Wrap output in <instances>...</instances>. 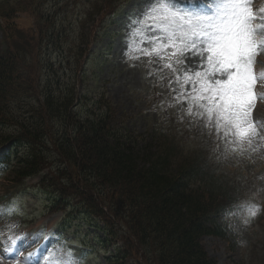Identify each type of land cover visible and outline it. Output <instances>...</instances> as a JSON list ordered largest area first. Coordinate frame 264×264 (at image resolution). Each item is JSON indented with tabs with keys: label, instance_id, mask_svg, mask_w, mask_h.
<instances>
[{
	"label": "trees",
	"instance_id": "obj_1",
	"mask_svg": "<svg viewBox=\"0 0 264 264\" xmlns=\"http://www.w3.org/2000/svg\"><path fill=\"white\" fill-rule=\"evenodd\" d=\"M46 2L29 1L27 9H11V13L28 11L34 17L32 37L28 40L38 39L41 43L46 40V46L40 47L42 52L51 46L56 50L57 59L53 60L49 51L51 57L45 64L56 69V61L59 71L65 62L76 66L78 71L88 46L102 37V30L112 23L116 14H108L116 0H89L85 17H77L75 26L68 21L72 25L70 31H66V26L56 28V18L43 9ZM11 17L9 13L1 16L8 20ZM95 20L100 30L92 38ZM13 25L2 27L0 22L3 33L0 147H9L3 158L7 162L12 157L9 161L15 168L11 180L41 175V183L48 186L42 188L54 202L63 199L62 191L52 195L49 187L55 188L62 178L71 179L75 189H85L90 211L84 214L88 222L98 226L104 221L101 227L104 236L99 241L105 249L107 264H216L201 243V237L215 234L233 243L226 232L231 221L218 223L217 217L229 212L235 205L231 203L232 198L240 193L239 188L229 185L228 173L217 174L211 169L214 153L221 152L216 143L200 137L192 141L185 139L181 145L175 140V133L182 129L173 120L169 121L172 124L169 131L162 136L164 142L152 133L146 140L134 136V143L125 145V134L129 133L130 138L133 135L124 127L115 131L108 122L111 117L121 120V115L116 114L120 111L110 100L102 96L104 111L90 107L85 114H80L76 110V101L81 99L76 75L63 96L62 92L55 94V90L46 89L42 98L39 97L38 107L30 108L28 104L32 100L28 97L23 103H8L12 97L7 92V84L16 63L12 59L16 54L9 45L11 32L8 30ZM52 31L57 32V38L50 42ZM29 50L22 56L23 60ZM39 62V57L32 59V74L36 73ZM50 119L60 122L61 131L45 139L42 133L46 135L50 131L46 129ZM16 120L22 123H15ZM173 147L186 149L188 155L185 163L177 168L170 167V160L176 157ZM44 167L48 169L46 174ZM74 167L78 168L77 174ZM110 248L113 249L106 255Z\"/></svg>",
	"mask_w": 264,
	"mask_h": 264
},
{
	"label": "rangeland",
	"instance_id": "obj_2",
	"mask_svg": "<svg viewBox=\"0 0 264 264\" xmlns=\"http://www.w3.org/2000/svg\"><path fill=\"white\" fill-rule=\"evenodd\" d=\"M29 1L36 4L44 0H0V22L2 27L14 24L11 30H8L9 33L11 32L9 45L13 53L16 54V56H12V59H16V63L13 64V70L10 71L7 84V92L12 97L8 103L12 105H16L18 102L23 103L22 100L28 97L32 100L31 104H28L30 108L38 107L39 97L42 98L46 89L55 90V94L62 92L63 96V93L68 92V89H64L73 83V77L76 75L77 92L81 94V99L76 101V110L80 114H85L90 107L95 111H104L102 96L110 100L113 107L120 111L116 114L121 115V120L111 117L108 122L112 124L115 131L118 132L124 127L133 135L130 138L129 133L125 134L126 137L123 140L125 145L134 143V136L138 140H146L151 137L149 136L151 133H159L168 128L169 124H166L167 111L154 108L152 104L168 105V99L174 97H168L171 86L179 91V85L174 79L175 74L168 69H163V62L156 56L150 58L140 55L138 59L129 58L130 55L138 54L128 53L126 45L128 26H125L124 23L128 21V15L125 14V11L128 10L131 15L137 13L143 6L144 0H128L124 4L123 0H116L113 3L112 13L123 4L121 12L113 18L115 23L109 25L103 36L88 46L85 56L80 59L78 71H76V66L65 62L62 69L57 71L60 65L56 61L54 62L56 69H52L45 64V60L51 57L49 51H52V59H57V52L53 46L42 52L40 47L46 46V40L42 43L38 39L28 40L32 37L34 17L28 11H18L12 14L11 9H27L26 6ZM46 1L43 6L45 13L56 18V28L66 26V31H70L72 27V25H68V21L73 22L74 26L77 25V17L84 18V12L90 6L89 0ZM250 6L254 12L260 13L261 10H264V0H250ZM30 8L34 10L32 7ZM3 13H9L12 17L9 20L1 18ZM94 24H96V20L92 27H94ZM52 33V38L48 39L50 42L57 38V32L52 31ZM2 35V31H0V40H2ZM2 48L3 43L0 41V51ZM28 49L30 50L23 60L22 56ZM257 55L258 58H255L256 68L258 72H262L264 71V51H260ZM35 57H39L40 62L36 73L32 74L31 61ZM185 57H189V54L186 53ZM190 59L192 60L191 66L195 69V58ZM83 61H85L84 64ZM173 66L177 69V73H181L182 68L186 67V65L175 64L174 61ZM82 74L83 76L80 79ZM257 88H260L261 93H264V85L258 82ZM173 93L171 92V94ZM169 108L168 105L167 110ZM186 108L187 104L176 102L172 112H179L183 109L184 112ZM255 108L259 119H264V100H261L259 106ZM15 123L22 122L16 120ZM46 129L50 131L46 135H44V132L42 133L45 139L52 137V134H59L61 131L60 122L50 119ZM157 146L162 147V145ZM173 149L176 151V157L170 160V167L177 168L179 164L185 163L188 155L186 149L182 150L175 147ZM153 150L156 153V148ZM232 153L234 159L229 160L228 164H223V167L243 168L242 170L239 169L238 172H234L233 180L238 178L242 180L243 176L247 177L245 181L246 191L240 195L241 200L239 203L248 202L259 207L264 202V141L258 136L253 139L251 145L245 144L242 151ZM14 168L6 172L5 178L1 182L3 186H7L8 178L14 174ZM76 168L74 167L73 170L77 174L78 168ZM52 171L56 173V168H52ZM37 180L39 181V177L26 180L25 187L32 188L34 181ZM241 185L242 182L238 184V186ZM43 186L47 185L42 184L40 181L39 188ZM49 189L52 195L60 194L62 191L60 196L63 199L56 202L53 199L47 200L48 208L46 213L42 214L39 213L43 209V203L38 202L31 191L21 192L12 201H9L10 199L0 200L5 210L3 214L4 221H6L4 224L6 228L5 235L10 237L39 233L47 238L45 247L48 250H50L51 244L63 251L73 247L75 248L72 251L74 258L79 261V264H107L104 257V248H100L102 245L94 239L95 234L100 238L104 236L101 229L104 221L99 222L98 226L88 222L89 218H86V214H84V212L90 211L87 206L85 189L73 188L72 180L64 178L55 188L49 187ZM6 203H8V207L4 206ZM55 204L56 206H54ZM11 207H15L16 212L9 216L6 212ZM62 217L68 218V222L62 228V231L64 233L68 232V234L59 241L57 236H53V234L58 229L56 223ZM231 217L232 225L237 227L230 230L231 228L228 226L229 230L226 232L229 235L232 234L233 243L215 234H204L201 237V243L210 257L216 264H264V213L259 211L247 224L242 223L241 218L236 214ZM217 221L220 222L218 218ZM7 226H11V230ZM73 231L77 232L79 237H76ZM69 238H72L75 242L68 240ZM83 239L86 241H83ZM38 246L33 245L21 253L26 257L28 253L34 252ZM112 249L110 248L106 255H109ZM81 251H85L87 257H83ZM41 252L46 255L45 250L42 249ZM37 262L43 264L39 255L33 258L30 264H37ZM0 264H19V262L13 257L4 258L3 255H0Z\"/></svg>",
	"mask_w": 264,
	"mask_h": 264
},
{
	"label": "snow or ice",
	"instance_id": "obj_3",
	"mask_svg": "<svg viewBox=\"0 0 264 264\" xmlns=\"http://www.w3.org/2000/svg\"><path fill=\"white\" fill-rule=\"evenodd\" d=\"M126 45L128 53L138 54L129 58L156 56L175 74L179 91L173 99L187 104L185 116L215 135L217 148L223 143L226 152L242 151L264 130V121L252 115L257 99L264 100V93L256 91L258 82L264 85V71L254 70L257 54L264 51V10L254 12L250 0H144L129 18ZM186 53L195 58V69ZM173 61L186 65L181 73ZM259 211L240 202L226 215L236 214L247 224ZM15 212L11 207L6 214ZM46 240L39 233L10 236L0 241V255L19 264H30L38 255L43 264H79L72 251L46 249ZM33 245L39 246L21 258Z\"/></svg>",
	"mask_w": 264,
	"mask_h": 264
}]
</instances>
